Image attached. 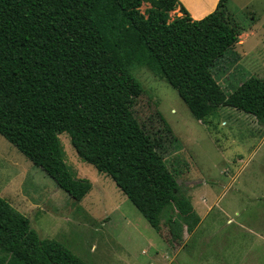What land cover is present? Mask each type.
<instances>
[{
	"label": "trees",
	"instance_id": "trees-1",
	"mask_svg": "<svg viewBox=\"0 0 264 264\" xmlns=\"http://www.w3.org/2000/svg\"><path fill=\"white\" fill-rule=\"evenodd\" d=\"M227 2L193 19L179 0H0V135L80 200L91 182L65 162L59 134L67 132L82 161L109 176L155 230L164 218L178 242L199 222L191 199L73 21L87 13L110 64L127 74L146 68L197 120L229 106L264 125V77L226 93L211 70L241 34ZM0 264L86 263L40 237L0 196Z\"/></svg>",
	"mask_w": 264,
	"mask_h": 264
},
{
	"label": "rangeland",
	"instance_id": "rangeland-1",
	"mask_svg": "<svg viewBox=\"0 0 264 264\" xmlns=\"http://www.w3.org/2000/svg\"><path fill=\"white\" fill-rule=\"evenodd\" d=\"M226 7L241 26V41L211 70L229 93L250 76L264 77V0H228ZM73 25L175 172L199 222L183 229L178 242L164 218L155 230L109 176L77 156L67 132L59 134L65 162L91 182L82 199L70 197L1 135L0 196L40 237L86 264H264V125L229 106L197 120L176 90L146 68L127 74L110 64L87 13Z\"/></svg>",
	"mask_w": 264,
	"mask_h": 264
},
{
	"label": "crops",
	"instance_id": "crops-1",
	"mask_svg": "<svg viewBox=\"0 0 264 264\" xmlns=\"http://www.w3.org/2000/svg\"><path fill=\"white\" fill-rule=\"evenodd\" d=\"M179 1L184 4L193 19H198L211 12L218 0H198L196 4L190 3L188 0Z\"/></svg>",
	"mask_w": 264,
	"mask_h": 264
}]
</instances>
